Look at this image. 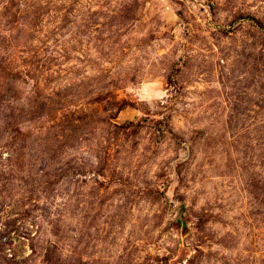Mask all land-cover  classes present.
<instances>
[{
    "label": "rangeland",
    "instance_id": "1",
    "mask_svg": "<svg viewBox=\"0 0 264 264\" xmlns=\"http://www.w3.org/2000/svg\"><path fill=\"white\" fill-rule=\"evenodd\" d=\"M0 264H264V0H0Z\"/></svg>",
    "mask_w": 264,
    "mask_h": 264
}]
</instances>
